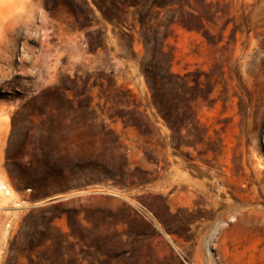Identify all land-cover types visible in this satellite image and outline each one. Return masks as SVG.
I'll use <instances>...</instances> for the list:
<instances>
[{
    "label": "rangeland",
    "instance_id": "rangeland-1",
    "mask_svg": "<svg viewBox=\"0 0 264 264\" xmlns=\"http://www.w3.org/2000/svg\"><path fill=\"white\" fill-rule=\"evenodd\" d=\"M0 115V264H264V0H0Z\"/></svg>",
    "mask_w": 264,
    "mask_h": 264
},
{
    "label": "trees",
    "instance_id": "trees-1",
    "mask_svg": "<svg viewBox=\"0 0 264 264\" xmlns=\"http://www.w3.org/2000/svg\"><path fill=\"white\" fill-rule=\"evenodd\" d=\"M99 9V11L101 10V8L98 6L97 7ZM141 9L138 10V23H140V25L142 26L141 28V37L143 40V43L145 45H148L151 41L155 40V37L152 36L151 34H149L150 30L153 28V23L152 24H146L145 26L143 25V18L141 17ZM145 77L150 78V76H148L147 74H145ZM164 79L166 80V82L171 83V77L169 74H165L164 75ZM153 80L151 79L150 82V91H151V100H152V105L155 108L157 114L164 120V122L166 123V125L170 128L173 129L174 128V122H172L170 120V114L165 110V106H163L160 98H158V94H156V89L154 88V84H153ZM190 122H186V124L184 125V127H186ZM74 187V186H72ZM78 187V186H75Z\"/></svg>",
    "mask_w": 264,
    "mask_h": 264
},
{
    "label": "crops",
    "instance_id": "crops-1",
    "mask_svg": "<svg viewBox=\"0 0 264 264\" xmlns=\"http://www.w3.org/2000/svg\"><path fill=\"white\" fill-rule=\"evenodd\" d=\"M6 125V123L4 122V119L3 117L0 115V126L1 128L4 127ZM3 145H1V148H0V168H1V164L3 163Z\"/></svg>",
    "mask_w": 264,
    "mask_h": 264
},
{
    "label": "built area",
    "instance_id": "built-area-1",
    "mask_svg": "<svg viewBox=\"0 0 264 264\" xmlns=\"http://www.w3.org/2000/svg\"><path fill=\"white\" fill-rule=\"evenodd\" d=\"M7 192V190H5Z\"/></svg>",
    "mask_w": 264,
    "mask_h": 264
}]
</instances>
